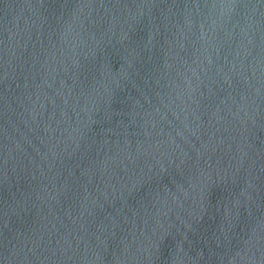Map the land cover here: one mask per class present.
I'll return each mask as SVG.
<instances>
[{
	"label": "water",
	"instance_id": "water-1",
	"mask_svg": "<svg viewBox=\"0 0 264 264\" xmlns=\"http://www.w3.org/2000/svg\"><path fill=\"white\" fill-rule=\"evenodd\" d=\"M0 264H264V0H0Z\"/></svg>",
	"mask_w": 264,
	"mask_h": 264
}]
</instances>
